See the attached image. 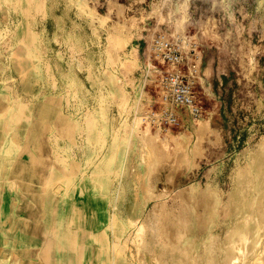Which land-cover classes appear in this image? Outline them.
<instances>
[{"label":"bare ground","instance_id":"obj_1","mask_svg":"<svg viewBox=\"0 0 264 264\" xmlns=\"http://www.w3.org/2000/svg\"><path fill=\"white\" fill-rule=\"evenodd\" d=\"M28 2L23 0V7ZM78 2L87 5L85 0ZM109 2L110 12L101 20L104 24L109 21L115 8L120 20L115 32L110 33L112 49L107 59L111 69L103 73L104 78L99 81L103 82L107 93L101 94L98 104L82 118L75 117L73 126L62 124L57 129L58 119L69 118L63 115L56 96H46L38 104H26L4 93L0 86V206L3 217L8 218L9 204L14 201L21 224L15 232L11 254L4 250L9 237L0 225V264L10 258L14 264H34L36 258L32 250L38 243L34 242L39 241L37 231L43 235L39 242L41 259L46 247L52 251L54 247L68 246L89 253L88 264H169L170 261L173 264H264V142H261L260 156L259 152L257 155L252 152L249 162L236 171L238 197H232L236 217L228 225L222 245L218 246L216 242L220 240L210 233L203 241L204 254L194 253L197 243L191 236L189 216L203 209L207 212L204 225H212L217 211L220 212L215 206L218 192L207 189L197 196L193 190H181L174 195L170 206L167 198L171 192L168 189L158 191L157 185L163 171L166 172L165 180L172 183L185 165L196 164L195 159L203 153L205 137L211 133L218 135L211 126L213 111L208 110L204 117L196 119L191 106L187 105L190 113L178 109L181 130L165 133L159 127L153 130L148 119L151 97L144 86L154 81L155 73L149 64L143 80L145 84L140 85L135 76L142 68L140 54L136 46L129 47L134 38L144 35L140 22L146 16L144 13L140 18L127 16L125 4ZM184 5L186 0H163L153 12L159 24L168 19L169 26L180 30L186 25L184 22L187 23L182 11ZM166 6L174 13L172 19L162 12ZM0 7H6L4 2ZM91 10L96 14L95 7ZM17 35L24 37L28 46L34 44L39 48L40 37L25 17L18 24ZM163 36L166 38V34ZM253 50L243 56H253ZM9 58L23 91L37 97L45 82L43 55L39 50L13 49ZM210 71L209 66L206 74ZM64 81L73 88L77 78L69 73ZM129 88L134 95H130ZM85 100V97L81 99ZM115 101L120 105L118 123L111 115L113 111L110 113ZM50 124L54 129H49ZM82 131L85 147L96 149L86 153L81 163L74 159V138ZM56 133L60 137L52 142L46 154V136ZM77 198L99 201L94 217L82 220L85 209L76 204ZM150 200L155 202L146 212ZM65 206L68 220L62 222L59 214ZM64 223L67 232L62 235ZM73 229H82L83 236ZM218 237L220 239V235Z\"/></svg>","mask_w":264,"mask_h":264},{"label":"rangeland","instance_id":"obj_2","mask_svg":"<svg viewBox=\"0 0 264 264\" xmlns=\"http://www.w3.org/2000/svg\"><path fill=\"white\" fill-rule=\"evenodd\" d=\"M0 1V5L3 2L6 5L5 8L0 7L2 91L26 104H38L44 97L54 95L63 115L69 118L58 119L55 122L57 129L62 124L73 126L75 117L82 118L84 113L98 104L99 96L107 93L105 85L99 81L104 78L103 73L111 69L110 60L107 59L108 52L112 49L110 33L115 32V25L120 20L116 8L111 11V18L104 24L101 19L110 12V0H85L86 7L80 5L78 0H29L25 7L23 0ZM114 1L127 6V16L136 15L140 18L143 13L146 16L140 22L144 35L134 38L129 47L136 46L140 54L139 62L143 69L135 72L138 83L145 84L143 80L149 64L155 73L154 81L144 86L151 97L148 119L153 130L158 127L162 129V133L181 130L178 109L186 114L190 112L185 107L187 104L176 102L178 84L187 86L190 90L192 102L188 106L191 105L194 118L199 119L208 110L213 111L211 126L218 135L211 133L205 137L202 142L203 153L195 159L196 164L185 165L176 173L172 183L165 180L166 172L163 171L162 180L157 185L158 191L168 189L171 192L167 198L170 206L174 195L181 190H193L197 196L207 189L218 192L215 206L219 207L220 212L217 211L212 225H204L207 212L203 209L201 213L192 212L189 216L191 236L194 243H197L194 244V253L204 254L203 241L210 233L217 241L220 240L216 244L222 245L228 225L236 217L232 201V197H238L236 171L240 165L249 162L252 152L256 155L259 152L260 156L259 149L262 148L261 142H264V0H186L182 11L187 17V23L184 22L186 25L183 24L184 27L180 30L169 26L171 21L168 19L159 24L153 9L160 7L163 0ZM93 7L96 8L97 15L91 10ZM162 12L170 19L174 16L167 6L163 7ZM23 17L38 33L39 48L34 44L28 46L25 38L17 35L18 24ZM164 34L166 38H163ZM13 49H25L27 52L39 50L43 55L45 82L37 97L23 91L17 80L9 58ZM252 50L253 56H243V53ZM209 66L211 71L207 75ZM69 73L77 78L73 88L64 81ZM174 77L178 78V84L172 92L170 83ZM129 90L130 95H134L135 92L131 88ZM83 97L86 98L84 102L81 101ZM119 108L118 101L113 102L110 107L115 123L120 120ZM49 127L50 130L54 129L51 124ZM44 132L43 129L40 133V142ZM48 135L44 146L46 154L59 136L57 133ZM84 136L82 131L74 138V159L81 163L86 158V153L96 149L94 146L91 150L85 147ZM56 156L55 154L54 157ZM262 185L264 186V182ZM154 202L149 201L146 212L153 207ZM98 204L100 205L99 201L92 198L86 200L84 209L86 214L89 213L86 216L92 217L98 211ZM9 207L12 212L14 201ZM223 209L226 212L224 216ZM20 226L18 219L15 229ZM169 264L173 262L170 261Z\"/></svg>","mask_w":264,"mask_h":264},{"label":"crops","instance_id":"obj_3","mask_svg":"<svg viewBox=\"0 0 264 264\" xmlns=\"http://www.w3.org/2000/svg\"><path fill=\"white\" fill-rule=\"evenodd\" d=\"M76 204L79 206H84L85 201L84 199H80L77 198ZM64 205V204H63ZM86 215H89V213H85L83 212L81 214L82 216V220H84L85 217H88ZM95 215V214H94ZM94 215L92 217H94ZM18 213L15 211L14 207L12 209V212H10V215L8 216L9 218H3V220L1 219V214H0V225L3 226V229L7 232V235L9 237V243L4 247L5 252L8 254H11L12 251V243H13V239L15 237V232L17 229H15V225H16V221H18ZM60 220L62 222H66L68 220V213H67V208L65 206L64 210L59 214ZM6 221V223H5ZM3 222V224H2ZM66 224L64 223V226L62 224V229H61V234L63 235L64 233L67 232L66 229ZM72 231H75L76 233H78L79 236H83L82 234V229H73ZM37 237L39 238V241H35L34 243L36 244L34 250H32V253L34 254V258H36L34 264H88V259L90 257L89 253L84 252V250L82 249V251H75L73 250L71 247H63L61 246L60 248H56L54 247V249L52 251H49V248L46 247L45 252H44V256L43 259H41V246L39 244V242L42 240L43 235L41 233V231H37ZM81 232V233H80ZM39 244V245H38ZM47 244V243H46ZM81 253V255H80ZM11 260H2L7 264H14L12 258H10Z\"/></svg>","mask_w":264,"mask_h":264},{"label":"built area","instance_id":"obj_4","mask_svg":"<svg viewBox=\"0 0 264 264\" xmlns=\"http://www.w3.org/2000/svg\"><path fill=\"white\" fill-rule=\"evenodd\" d=\"M178 78L176 79L175 77L172 79V82L170 83L172 89L171 91L173 92L175 90ZM176 102L184 103V104H189L192 102V97L190 95V90L187 86H180L178 84V89H177V96H176ZM191 106V105H190Z\"/></svg>","mask_w":264,"mask_h":264}]
</instances>
